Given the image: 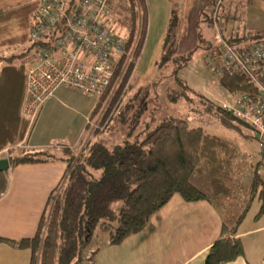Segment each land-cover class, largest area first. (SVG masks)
<instances>
[{
    "label": "trees",
    "instance_id": "16d2710c",
    "mask_svg": "<svg viewBox=\"0 0 264 264\" xmlns=\"http://www.w3.org/2000/svg\"><path fill=\"white\" fill-rule=\"evenodd\" d=\"M119 4L128 15L129 33L124 51L115 58L110 81L97 98L86 129L97 120L93 134L99 135L100 128L106 131L110 123L117 122L120 139L106 142L99 136L94 142L89 139L83 142V138L79 145L84 143L83 148L67 156H58L49 148L7 154L10 165L62 158L67 169L49 196L35 235L18 240L0 237V241L17 248H29L30 264H80L96 228L109 233L110 244H118L141 230L158 209L174 194H179L186 201L205 200L220 214V233L205 251L204 264H226L244 254L237 228L256 198L261 200L259 212L264 213V177L258 162L252 169L247 198L240 207L234 200L237 181L233 160L238 151L232 142L202 127H192L183 118L172 117L154 125L149 121L143 128L139 127L148 103L154 98L140 86L126 102L123 103V99L130 87L128 82L135 68V57L140 54L147 36V5L146 0H119ZM9 11L11 9L0 11V20L11 18ZM22 11L17 19L21 18L26 24L27 14L25 9ZM176 27L177 16H173L165 37L172 47L176 45ZM226 39L246 44L264 40V33L240 37L239 43ZM41 42L32 40V45L35 48ZM207 48L208 56L217 46L211 43ZM14 57L13 53H0V112L3 113L22 112L25 101L30 63H13ZM218 80L233 94L254 90L240 75L225 74L218 76ZM207 105L209 113L222 125L243 137L256 139L249 123L237 114L223 108L221 103ZM244 128H249V133ZM259 163L263 165L262 160ZM7 186V170H2L0 196ZM118 198L122 203L118 213L112 214L110 205ZM97 251L94 249L87 258L91 264H95Z\"/></svg>",
    "mask_w": 264,
    "mask_h": 264
},
{
    "label": "crops",
    "instance_id": "0c3cea01",
    "mask_svg": "<svg viewBox=\"0 0 264 264\" xmlns=\"http://www.w3.org/2000/svg\"><path fill=\"white\" fill-rule=\"evenodd\" d=\"M29 0H0V11L10 10L16 3H24L27 22L35 7H28ZM38 1V0H37ZM189 8H199L200 13L209 10L215 0H184ZM223 9V12L221 11ZM226 17V27L218 31L226 38H239L253 33H264V0H221L217 8V20ZM235 22H240L236 25ZM223 24V23H222ZM28 26V25H27ZM227 33L233 35L229 37ZM96 101L91 96L69 87L56 88L41 106L32 120L26 114L0 112V158L8 149L21 147L30 150L47 149L55 145L76 148L84 138L87 124ZM67 169L62 158L10 165L7 168L8 186L0 196V237L18 240L35 235L40 218L46 209L51 192L60 184ZM174 194L165 207L164 216L158 218L147 239L141 230L128 235L118 244L97 248L95 264H140L144 251L151 253L164 249L171 258L158 261L148 257L150 264H204L205 251L218 237L221 216L205 200L186 201ZM257 199V198H256ZM258 210L248 216L251 206L237 228V235L244 245V254L226 264H264V219L260 222L261 200ZM253 203V202H252ZM169 204V206H167ZM154 216V215H153ZM131 237H134L131 238ZM130 239V240H129ZM126 247L127 253L109 247ZM31 250L17 248L0 241V264H30ZM159 262V263H158Z\"/></svg>",
    "mask_w": 264,
    "mask_h": 264
},
{
    "label": "rangeland",
    "instance_id": "374dc122",
    "mask_svg": "<svg viewBox=\"0 0 264 264\" xmlns=\"http://www.w3.org/2000/svg\"><path fill=\"white\" fill-rule=\"evenodd\" d=\"M205 1L202 0V5ZM37 3V0H29L28 7L33 8ZM22 4L24 3L20 2L10 6L11 18L7 19L4 17V19L0 20V53L5 55L13 53L15 54L13 63H24L26 65L34 59L36 49L32 45L27 22L25 24V21H20L21 18L17 19L24 12L22 9L25 6ZM146 5L148 14L147 36L140 54L135 57V68L130 76L128 82L130 87L127 89L128 92L123 99V103L135 94L138 87L142 86L146 89L149 97L154 99L148 103L147 110L143 115V122L139 126L140 128H143L145 123L149 121L154 125L172 117L183 118L192 127H202L206 132L216 134L232 142L238 151L237 156L233 160L237 181L234 200L241 207L248 195L247 186L251 180L253 167L258 162L259 171L264 177V166L259 163L261 155L256 139L243 137L233 129L225 127L209 113L207 108V104L210 103L234 102L239 95V93L233 94L227 90L219 82L217 73L207 64V47L216 41L215 35L219 25H222L223 29L224 26L226 27V17L221 14V17L219 16L217 20V26H215L209 21V10L202 14L199 8L190 9L189 4H185L184 0H146ZM204 5L202 9H206ZM221 11L223 12V9ZM173 16H177V27L174 33L176 45L172 47L169 42H166L165 37ZM14 17H16V20ZM235 24L240 25L241 23L235 22ZM111 27L122 37H126L129 33V18L123 12L120 4L114 10ZM227 35L229 37L233 36L229 33ZM233 41L239 43L240 39L234 37ZM91 98L97 101L96 97L91 96ZM96 123L97 120L93 121L90 127L86 129L83 142L87 139L94 142L99 136L105 139L106 142H115L120 139L117 137L119 135V129L117 128L118 125L120 126L119 123H110L111 127L109 126L106 131L100 128L99 135H94L93 128ZM244 131L249 133V128H244ZM83 145L76 148L61 145L48 148L58 156H67L73 152L77 153L80 151ZM22 150L28 149L24 147L16 151L8 149L2 155L7 157V154ZM175 196L179 197V195ZM121 203V198L111 203L112 214L118 213ZM258 208V202L255 199L248 216L251 217L255 214ZM240 210L236 211V213ZM165 212L167 211L163 207L149 218L142 229V238L144 240L150 235L153 225L158 223V218L164 216ZM263 219L264 215L261 217L260 222ZM114 220H112V223L115 224ZM109 238L108 232H101L96 228L90 244L83 251L85 258L80 264H91L89 259H87L88 256L94 249L106 245ZM131 238L134 239V237ZM112 250H116L119 253L128 252L124 245L114 249L109 247L106 252ZM144 254L148 255L149 258L155 254L152 259L154 261L164 257L169 258V263L171 261V258L164 252L163 248L155 252L151 251V253L144 251ZM148 257L145 256L140 264H150L151 261H148Z\"/></svg>",
    "mask_w": 264,
    "mask_h": 264
},
{
    "label": "built area",
    "instance_id": "2783aa9c",
    "mask_svg": "<svg viewBox=\"0 0 264 264\" xmlns=\"http://www.w3.org/2000/svg\"><path fill=\"white\" fill-rule=\"evenodd\" d=\"M221 0H215L210 19L215 23ZM119 0H38L28 25L30 38L41 40L27 71L22 113L32 120L48 96L64 86L98 98L107 87L115 58L124 51L126 37L111 27ZM217 49L208 66L222 75H240L251 84L223 108L251 126L264 166V40L231 43L217 32Z\"/></svg>",
    "mask_w": 264,
    "mask_h": 264
},
{
    "label": "water",
    "instance_id": "95a60500",
    "mask_svg": "<svg viewBox=\"0 0 264 264\" xmlns=\"http://www.w3.org/2000/svg\"><path fill=\"white\" fill-rule=\"evenodd\" d=\"M8 166H9V162H8L7 157H1L0 158V171L7 170Z\"/></svg>",
    "mask_w": 264,
    "mask_h": 264
}]
</instances>
